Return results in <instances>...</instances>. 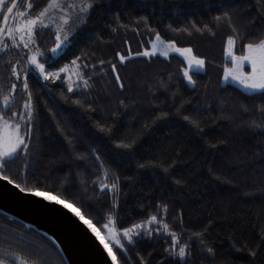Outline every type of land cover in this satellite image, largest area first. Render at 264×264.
<instances>
[{
    "label": "trees",
    "instance_id": "trees-1",
    "mask_svg": "<svg viewBox=\"0 0 264 264\" xmlns=\"http://www.w3.org/2000/svg\"><path fill=\"white\" fill-rule=\"evenodd\" d=\"M28 2L20 0L21 10H27ZM44 2L39 0L41 6ZM226 12L231 14L230 22L214 19ZM117 14L119 22L114 20ZM138 17H146L150 28L160 31L163 38L192 47L212 67L221 62L231 65L225 54L228 36L235 37V53L243 55L245 44L264 35V0H98L87 25L72 35L53 65L70 64L76 57L89 69L95 65L94 73L87 71L92 76L91 88H74L69 93L67 81H44L31 71L35 119L30 151L11 159L6 174L22 185L38 184L40 191L67 198L105 233L100 225L112 205L113 193L92 183L102 175L91 154L96 148L105 167L120 178L118 226L146 219L157 214L158 205L167 204V214L161 210L158 215L182 234L181 242L189 243V264H213V260L215 264H264V126L253 127V122L264 125V114L258 111L264 105V94L232 82L215 83L210 74L197 70L190 72L196 83L189 85L178 70L181 57L175 54L157 56L163 60L160 66L150 64L143 71L133 67V59L122 64L116 53L125 37L133 41L137 33L154 37L144 24L135 23ZM193 21L200 31L190 27ZM118 23L127 27L114 31ZM44 31L38 42L48 56L55 27ZM18 54L23 53L16 48L0 52V83L5 93L6 62L19 58ZM111 63L117 65L123 88ZM142 77L140 92L138 80ZM25 97L17 95L5 108L0 95L6 120L19 122L11 113L22 111ZM75 99H81L84 106L73 103ZM161 113L168 115L161 117ZM185 115L198 120L200 127L184 120ZM97 122L111 126L114 135L100 132ZM131 134L137 136L134 154L115 148L113 138ZM149 161L153 166H137ZM195 232L202 236H193ZM169 240L154 233L153 238H139L135 246L125 241L127 259L120 253L117 259L120 264H142L140 257L148 264H171L178 258L165 252ZM209 247L214 256L206 252ZM0 248L25 251L43 264H67L49 237L1 211Z\"/></svg>",
    "mask_w": 264,
    "mask_h": 264
},
{
    "label": "snow or ice",
    "instance_id": "snow-or-ice-1",
    "mask_svg": "<svg viewBox=\"0 0 264 264\" xmlns=\"http://www.w3.org/2000/svg\"><path fill=\"white\" fill-rule=\"evenodd\" d=\"M98 0H46L42 4L39 0H30L26 4V11L21 10L20 0H0V52L9 51L12 48L20 49L23 53L22 56L14 61H7L8 76H7V92L2 83H0V95H2V104L5 108L9 107L11 103L15 102L17 95L26 97L22 100V111H14L11 113L13 117H18L19 122H10L4 119L0 113V179L6 181L10 185H14L21 193H29L33 195H47L42 193L38 184L32 187L27 184H21L10 175L6 174V165L11 159L29 154V144L32 139V121L35 119V105L33 102V92L29 85V76L34 69L39 77L44 81H67L66 87L69 93L75 89L88 90L91 88L90 81L92 76L87 74V71L95 72V65L89 66L87 64H80L78 61L80 57L73 59L70 64H64L60 67H54L57 63L56 56L62 49V46L71 43L69 37L80 28L81 25H87L88 20L91 18L92 10L97 6ZM215 20L221 19L231 21L230 13H223L222 16L214 17ZM114 20L119 22V14L114 16ZM11 21V23H10ZM137 25L144 24L149 31L154 34V39L151 40V47H145L143 51H131L129 46L127 53L117 52L119 61L122 63L129 59L130 55L152 57L156 54L167 57L170 52L179 53L187 62V67L183 69V76L190 84H195L196 81L190 74L191 69L202 68L205 64L204 59L199 58L193 54L191 47H178L176 42L171 39L162 37L161 32L150 28L147 23L146 17H138L135 21ZM52 26L55 31L51 34L54 36L52 46L47 49L50 55L45 56V49L40 46L38 42L39 37L45 35V29L51 30ZM120 27H127V25L119 24L114 31H118ZM190 27L196 28V22L193 21ZM205 28L208 26L205 25ZM168 29L172 30V26L168 25ZM138 30V28H137ZM188 31V29H184ZM197 31L201 29L196 28ZM235 32L236 29L233 28ZM235 37H227V47L225 54L231 57L233 67H225L224 78L227 80L231 77L233 80L239 82L245 88L252 90H259L264 94V35L257 36L254 41H250L243 47L246 54L236 55L234 51ZM26 50V51H25ZM42 59L45 62H41ZM23 61V64L21 63ZM100 65H105L104 60L98 61ZM245 63L251 66V72L243 71ZM111 71L115 73V79L119 82L121 77L117 70L116 63L110 64ZM103 70V68L101 69ZM63 74V75H62ZM75 77V78H73ZM121 88L124 87L123 83L119 84ZM67 99V97H65ZM73 103L84 106L81 99H75ZM123 103V101H121ZM88 108L92 105L88 104ZM183 105L177 108V112L181 111ZM245 111L248 109L245 107ZM258 111L264 114V105L258 106ZM167 113H161V117H166ZM184 120L189 121L193 126L199 128L200 123L198 120L191 116L185 115ZM264 125L256 124L253 122V127H262ZM57 127H61L57 124ZM96 127L100 132L105 133L112 137L113 129L111 126H106L100 122L96 123ZM145 128L150 127L149 124L144 125ZM23 130V131H22ZM202 131V129H201ZM71 143V141H69ZM115 148L125 150L128 154H134L135 145L137 144V136L135 134L126 135L123 137H115L112 139ZM215 147V145H212ZM91 154L98 162L102 175L96 177L92 183L98 184L101 191L110 190L113 193V201L111 207L107 210L104 216V222L100 225L105 230V234L101 237L100 231L94 226L91 219H85L84 215L80 213L79 209H74L75 214L79 216L91 232L95 235L100 243L103 245L102 251L107 252V257L111 258V264H120L117 259V253L125 256L127 259V245L135 246L137 240L142 237L153 238V234L166 235L170 238L169 247L165 249L168 257H176L171 264H189L188 258L190 255V245L187 241H182V234L177 233L172 229V226L158 213L162 210L167 214V204H160L157 208V214H150L146 219L138 222H133L127 227L118 226V208H119V177L111 174L110 169L105 167L101 154L96 148L91 149ZM80 155V154H78ZM139 168L153 166V162L139 163ZM165 171L168 169L165 168ZM130 179V178H129ZM108 181H112L109 183ZM176 183H181L179 180ZM5 194L0 190V195ZM66 208H73L68 199L57 200ZM99 223V221H97ZM47 235V234H45ZM193 236H202L201 232H195ZM191 239V237H189ZM127 241V245L125 243ZM111 245V246H110ZM247 247V246H245ZM113 248L116 250L114 251ZM252 256L257 253L253 249H247ZM206 252L214 256L212 248H207ZM137 255H139L137 253ZM142 264H148L143 257H140ZM107 260V258H106ZM0 264H43L40 258L32 256L22 250H12L10 248H0ZM213 264L215 261L213 260Z\"/></svg>",
    "mask_w": 264,
    "mask_h": 264
},
{
    "label": "water",
    "instance_id": "water-1",
    "mask_svg": "<svg viewBox=\"0 0 264 264\" xmlns=\"http://www.w3.org/2000/svg\"><path fill=\"white\" fill-rule=\"evenodd\" d=\"M0 190L5 193L0 195V211L47 234L67 264H111L107 252L102 251L100 240L74 209L56 202L63 199L44 191L41 192L47 195V199L44 195L21 193L2 179Z\"/></svg>",
    "mask_w": 264,
    "mask_h": 264
},
{
    "label": "rangeland",
    "instance_id": "rangeland-1",
    "mask_svg": "<svg viewBox=\"0 0 264 264\" xmlns=\"http://www.w3.org/2000/svg\"><path fill=\"white\" fill-rule=\"evenodd\" d=\"M22 1V0H21ZM21 8V7H20ZM26 11V10H25ZM11 23V22H10ZM82 26V25H81ZM80 26V27H81ZM79 29V28H78ZM77 29V30H78ZM74 34V33H73ZM72 34V35H73ZM72 36H70L69 37V40L71 41L72 40V38H71ZM152 39H154V37H150V36H144V35H142L141 33H137V39H134V41H133V39L132 38H128V37H125L124 39H123V43H121L120 45L122 46L123 45V47H120V48H118L117 49V52H120V53H127L128 52V49H129V46L131 47V51L132 52H135V51H143L144 50V48L145 47H148V48H150L151 47V40ZM173 41H175V40H173ZM133 42H135V43H137L136 44V46L133 44ZM176 42V41H175ZM176 44H177V46L178 47H186V46H180V45H178V43L176 42ZM66 46H67V44H66ZM66 46H62V49L59 51V53L60 52H62L64 49H65V47ZM138 46V47H137ZM192 48V47H191ZM26 51V50H25ZM178 55L179 57H181V60H182V62H181V64H179V63H177L180 67H178V70H179V72H181V75H182V78L184 79V81L186 82V83H188L189 85H193V84H190L188 81H187V79L186 78H184V76H183V69L185 68V67H187V62H186V60L184 59V57L183 56H181L179 53H176V52H170L169 53V55L167 56V57H165V56H162V55H160V54H156V55H154V56H152V57H143V56H139V57H137V56H134V55H130V57H129V59H133V60H131V61H134L133 63H134V65H133V67H135V68H137V69H140V71L142 70H144L145 69V67L146 66H148V65H150V64H153V65H158V66H160V64H161V62L163 61V60H159V59H156V57L157 56H159V57H161V58H169L171 55ZM193 54L195 55V53H194V49H193ZM21 55H23V54H21ZM237 55V54H236ZM196 56H198L199 58H202V59H204V61H205V64H204V66L202 67V68H193V69H191V71L192 70H197V71H202V72H206V73H208V74H210V76H211V79H212V81L213 82H215V83H219V82H223V83H227V82H232V83H235V84H237V85H239V86H241V87H243L242 85H240L239 84V82H237V81H235V80H233L231 77H229L227 80L224 78V69H225V67H229V68H231V67H233V65H232V63H231V65H229V64H227V63H224V62H221V63H218V61H217V63H218V65L216 66V67H212V65L211 64H209V62L207 61V58L206 57H204V56H199V55H196ZM118 57V56H117ZM119 58V57H118ZM129 59H127V60H129ZM228 59H230L231 60V57H229L228 56ZM122 64H126V61H124V62H122ZM123 67L125 66V65H122ZM245 66H248L249 67V70H246L244 67ZM244 67H243V71H245V72H251V66H250V64L249 63H245V65H244ZM34 70V69H33ZM165 69L163 68L161 71L160 70H156V72H163ZM217 70H219V74L218 73H216L217 72ZM35 71V70H34ZM152 71V70H151ZM35 73H37V72H35ZM221 73V74H220ZM120 74H121V72H120ZM191 74V73H190ZM37 75H38V73H37ZM121 77V76H120ZM73 78H75V77H73ZM120 83H121V81H119ZM138 82H139V87H140V92H142L143 90H142V88H144V85H143V83H144V78L142 77V78H140L139 80H138ZM245 88V87H244ZM0 113H1V110H0ZM5 119V118H4ZM6 120V119H5ZM8 121V120H7ZM10 122H12V121H10ZM44 192H47V191H44ZM48 193H50V192H48ZM50 194H52V193H50ZM55 196H57V195H55ZM57 197H59V196H57ZM59 198H61V197H59ZM61 199H63V198H61ZM64 200V199H63ZM69 203H71V202H69ZM71 204H73V203H71ZM74 205V204H73ZM76 208H78L76 205H74ZM79 210H80V212L82 213V211H81V209L80 208H78ZM83 214V213H82ZM85 217V216H84ZM87 218V217H86ZM94 224V223H93ZM94 226L100 231V233H101V235L102 236H104V232L102 231V230H100L95 224H94ZM111 246V245H110Z\"/></svg>",
    "mask_w": 264,
    "mask_h": 264
},
{
    "label": "bare ground",
    "instance_id": "bare-ground-1",
    "mask_svg": "<svg viewBox=\"0 0 264 264\" xmlns=\"http://www.w3.org/2000/svg\"><path fill=\"white\" fill-rule=\"evenodd\" d=\"M73 209H77V208L73 205ZM101 237H103V236L101 235Z\"/></svg>",
    "mask_w": 264,
    "mask_h": 264
}]
</instances>
